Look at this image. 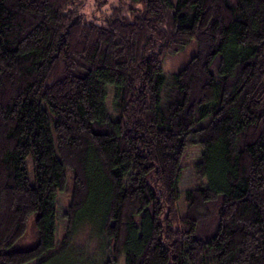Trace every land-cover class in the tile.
Instances as JSON below:
<instances>
[{
	"label": "trees",
	"instance_id": "1",
	"mask_svg": "<svg viewBox=\"0 0 264 264\" xmlns=\"http://www.w3.org/2000/svg\"><path fill=\"white\" fill-rule=\"evenodd\" d=\"M106 3L0 0V264H264V0Z\"/></svg>",
	"mask_w": 264,
	"mask_h": 264
},
{
	"label": "rangeland",
	"instance_id": "2",
	"mask_svg": "<svg viewBox=\"0 0 264 264\" xmlns=\"http://www.w3.org/2000/svg\"><path fill=\"white\" fill-rule=\"evenodd\" d=\"M107 3L101 9L103 13H108L110 9V5H115L116 0H105ZM174 1V0H171ZM90 6L86 7V13L90 14L92 9H88ZM194 47L193 42H189L184 48L178 51L175 54L167 57L162 64V70L165 74H173L178 72L183 64L189 59L192 55L191 47ZM191 54V55H190ZM201 155V149L199 146H192L186 149L184 156L182 157V168H183V176L181 180V187L184 189L190 188L195 183L194 178V165L197 162ZM56 209H57V229L55 233V240L58 242L62 239L65 231V220L64 215L67 211V206L69 204V196L65 193L58 194L55 199ZM89 234H91V230L88 227L83 228L79 233L71 238V242L69 247L71 250L62 254L64 256L61 257V264H85L86 260H82L83 255H74V250H84L85 255H91L98 249V240L89 238ZM96 239H98L96 237ZM71 245V246H70ZM25 246H28L26 243ZM17 247L19 249L23 248L21 242L18 243ZM59 263V264H60ZM90 264H95L94 261H90Z\"/></svg>",
	"mask_w": 264,
	"mask_h": 264
}]
</instances>
